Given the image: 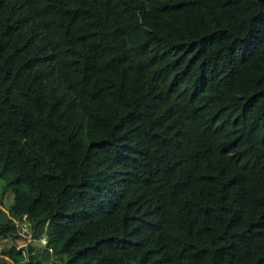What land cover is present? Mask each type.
<instances>
[{
	"label": "trees",
	"instance_id": "16d2710c",
	"mask_svg": "<svg viewBox=\"0 0 264 264\" xmlns=\"http://www.w3.org/2000/svg\"><path fill=\"white\" fill-rule=\"evenodd\" d=\"M0 182V264H264V0H0Z\"/></svg>",
	"mask_w": 264,
	"mask_h": 264
},
{
	"label": "built area",
	"instance_id": "2783aa9c",
	"mask_svg": "<svg viewBox=\"0 0 264 264\" xmlns=\"http://www.w3.org/2000/svg\"><path fill=\"white\" fill-rule=\"evenodd\" d=\"M14 225L16 226V234L19 238H22L24 241L22 242H17L16 241V248L22 251L23 256L26 258L27 256V246L30 245L31 240H37L40 242L41 246L43 247L44 244L46 243V236L43 234L41 237L38 239H34L32 236V227L28 224L27 221L22 220L18 221L14 219ZM16 236V238H17ZM10 264H19L16 262H11Z\"/></svg>",
	"mask_w": 264,
	"mask_h": 264
},
{
	"label": "rangeland",
	"instance_id": "374dc122",
	"mask_svg": "<svg viewBox=\"0 0 264 264\" xmlns=\"http://www.w3.org/2000/svg\"><path fill=\"white\" fill-rule=\"evenodd\" d=\"M2 184H3V183L0 182V190H1V185H2ZM7 190H8V189H7ZM0 193H1V191H0ZM5 196H8V198H6ZM6 199H8L7 201H9V203L12 201V194H10V190H8V192L5 193V195H4V201H6ZM16 241H17V242H22V241H24V240H23L22 238H19V237L17 236ZM9 243H10L9 240L0 237V251H1L3 248L8 247ZM30 244H31L33 247H35V248H42L40 242L37 241V240H31V241H30Z\"/></svg>",
	"mask_w": 264,
	"mask_h": 264
},
{
	"label": "crops",
	"instance_id": "0c3cea01",
	"mask_svg": "<svg viewBox=\"0 0 264 264\" xmlns=\"http://www.w3.org/2000/svg\"><path fill=\"white\" fill-rule=\"evenodd\" d=\"M0 237H1V235H0Z\"/></svg>",
	"mask_w": 264,
	"mask_h": 264
}]
</instances>
